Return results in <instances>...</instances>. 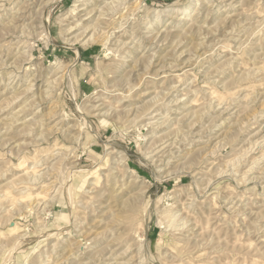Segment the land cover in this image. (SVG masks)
<instances>
[{
    "label": "rangeland",
    "instance_id": "374dc122",
    "mask_svg": "<svg viewBox=\"0 0 264 264\" xmlns=\"http://www.w3.org/2000/svg\"><path fill=\"white\" fill-rule=\"evenodd\" d=\"M73 3L0 0V264H264V0Z\"/></svg>",
    "mask_w": 264,
    "mask_h": 264
},
{
    "label": "bare ground",
    "instance_id": "6f19581e",
    "mask_svg": "<svg viewBox=\"0 0 264 264\" xmlns=\"http://www.w3.org/2000/svg\"><path fill=\"white\" fill-rule=\"evenodd\" d=\"M80 1H83V0H74V3L70 6V8L67 10V12L72 11V10H73L72 7L74 8L75 6H77V5H76V4H77L76 2H80ZM92 37H93V36H92ZM91 39H92V38H91ZM93 39H94V38H93ZM88 40H90V39H88ZM88 40H87V41H88ZM29 49H30V48H29ZM27 50H28V49H27ZM27 50H26V51H27ZM29 51H30V50H29ZM26 89H28V87H27ZM29 89H30V88H29ZM171 214H172V213H171ZM171 214H170V215H171ZM172 216H173V215H172ZM170 218H172V217L170 216ZM171 221H173V220H171ZM171 221H170V222H171ZM172 223H173V222H172ZM175 224H176V223H175ZM172 226H173V225H172ZM57 231H58V230H57ZM55 233H57V232H55ZM55 233H53V231H50V232L48 231L47 233H43V235L41 234V235H42L41 237L48 236V235H50V234H55ZM17 244H18V243H17Z\"/></svg>",
    "mask_w": 264,
    "mask_h": 264
}]
</instances>
